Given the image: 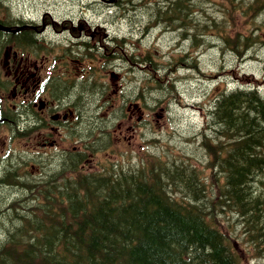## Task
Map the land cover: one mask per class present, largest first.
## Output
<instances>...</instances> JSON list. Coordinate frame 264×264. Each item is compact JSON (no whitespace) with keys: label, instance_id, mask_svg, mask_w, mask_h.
Here are the masks:
<instances>
[{"label":"rangeland","instance_id":"1","mask_svg":"<svg viewBox=\"0 0 264 264\" xmlns=\"http://www.w3.org/2000/svg\"><path fill=\"white\" fill-rule=\"evenodd\" d=\"M10 1V15L3 12L2 19L25 22L18 26L32 28L41 48L24 49L8 39L0 47V88L9 104L6 116L16 117L24 99L15 98L11 91L8 66L13 65L14 53L18 59L31 58L29 62L36 63L43 78L48 69L54 70L55 78L61 77L66 85L64 92H72L67 100L74 112L62 135L49 126L40 127L27 143L28 138L20 136L23 129L18 134L7 125L0 126V164L4 160L15 166L25 179L50 182L52 172L61 169L56 174L64 176L58 185H65V177L74 179L77 172H106L113 164L146 168L148 162L160 166L165 161L192 163L196 176L206 178L212 169L201 134L210 123V103L220 92L238 87L257 86L264 96V6L247 14L222 13L205 0L208 14L204 15L212 18L203 15L204 24H198L202 17L185 22L174 19L172 24L174 20L169 21L154 0ZM260 14L256 23L261 27H255L259 38L249 39L244 47L239 37L252 34L253 20ZM154 71L168 74L174 87L170 93L162 83L148 85ZM206 132L214 138L210 126ZM52 138L56 145L50 147ZM33 147L34 152H28ZM61 155L66 158L64 164ZM69 156L77 159L75 173L68 169ZM4 168L0 165V179L9 176ZM2 181L0 197L16 191ZM221 222L226 230L235 229V235L243 230L232 213L223 215ZM236 243L244 264H264V248L256 259L251 258L254 249L242 244L241 237Z\"/></svg>","mask_w":264,"mask_h":264},{"label":"trees","instance_id":"2","mask_svg":"<svg viewBox=\"0 0 264 264\" xmlns=\"http://www.w3.org/2000/svg\"><path fill=\"white\" fill-rule=\"evenodd\" d=\"M0 2V24L7 28L0 29V47L7 39L24 49L39 46L32 28L18 26L24 22L2 19L5 13L10 15L11 1ZM153 3L169 21L185 22L195 13L202 17L200 24L208 14L205 0ZM248 11L243 8V13ZM205 26L209 29L210 22ZM255 27L250 36L239 37L244 47L249 39L259 38ZM122 44H128L126 39ZM154 72L148 85L162 83L170 93L174 87L168 74ZM259 90L257 86L224 90L210 103L214 138L206 132L208 126L200 140L212 169L206 178L196 176L192 163L148 162L146 168L113 164L106 172L65 177L66 186L58 187L64 175L51 178V184L28 180L7 163L2 170L9 176L0 182L16 191L0 197V264H244V255L235 247L238 237L254 249L251 258L258 259L264 248V96ZM22 124L18 122L19 127ZM69 158L68 169L75 173L77 159ZM229 213L243 227L238 235L221 222Z\"/></svg>","mask_w":264,"mask_h":264},{"label":"flooded vegetation","instance_id":"3","mask_svg":"<svg viewBox=\"0 0 264 264\" xmlns=\"http://www.w3.org/2000/svg\"><path fill=\"white\" fill-rule=\"evenodd\" d=\"M258 1L259 0H223V2H216V0H209L206 5L215 7V9L218 7V11L234 10L237 13L239 10L243 13V8H254ZM193 17H196L195 13H193ZM16 54L17 53H14L13 55V65L8 66V73H11L10 75H12L13 78V85L11 88L13 96H15V98L22 96L24 99L19 105H23L22 109L16 113V117L13 119L6 116V114L9 113V111H7V106H9V104H6L7 98H5L3 92L1 94L2 89L0 88V126L4 124L7 125L9 129L14 127V132L16 131L18 134L20 130L23 129L24 132L20 133V136L28 138L26 143L34 138L32 137L33 134H35L40 127L49 126L62 135L63 127L67 126L68 121L74 115L72 105L70 101L67 100V92H64V86L66 85L62 84L61 77L58 80L55 78L56 74L54 70L48 69L47 76L43 78L36 63L29 62L31 58L28 57L23 60L20 57V59H18ZM7 64L9 63L7 62ZM71 86H73V84ZM12 106L16 108V105ZM77 107L78 105L76 104V109ZM12 120L16 122L14 126L10 125ZM20 121L24 123L21 127L18 126V122ZM50 140V147L55 146L56 140L54 138ZM35 148L36 147L28 148V152L31 151L33 153V149ZM60 157L63 158V160H61L63 163L65 157L63 155ZM7 163L8 162L2 160L0 165L7 167ZM33 166L34 164H31V167ZM60 171L61 169L57 172ZM57 172H52V179L58 177L56 174ZM65 186L66 185H59V187Z\"/></svg>","mask_w":264,"mask_h":264},{"label":"bare ground","instance_id":"4","mask_svg":"<svg viewBox=\"0 0 264 264\" xmlns=\"http://www.w3.org/2000/svg\"><path fill=\"white\" fill-rule=\"evenodd\" d=\"M220 169H222V168H220ZM220 172V171H219ZM194 177V176H193ZM195 180V179H194ZM188 182V181H187ZM252 184V183H251ZM252 186V185H251ZM255 187V186H254ZM252 189H253V187H252ZM188 194V193H187ZM195 194V193H194ZM193 195V194H192ZM190 196V195H189ZM195 196V195H194ZM188 197V196H187ZM189 198V197H188ZM192 198H193V196H192ZM191 199V198H190ZM186 200V199H185ZM192 200V199H191ZM189 201V200H188ZM195 202V201H194ZM220 208L222 209L223 207H221V205H220ZM217 209V208H216ZM225 209V208H224ZM234 211V210H233ZM237 211V210H236ZM222 212V211H221ZM238 212V211H237ZM223 213V212H222ZM233 214V213H232ZM235 216V215H234ZM243 216V215H242ZM253 236V235H252ZM254 237V236H253ZM260 237H262V236H260ZM248 241V240H247ZM262 241V240H261ZM261 245H263V244H261ZM227 249V248H226ZM263 253V252H262ZM262 256V255H261ZM185 264V263H184Z\"/></svg>","mask_w":264,"mask_h":264},{"label":"water","instance_id":"5","mask_svg":"<svg viewBox=\"0 0 264 264\" xmlns=\"http://www.w3.org/2000/svg\"><path fill=\"white\" fill-rule=\"evenodd\" d=\"M0 28H1V26H0Z\"/></svg>","mask_w":264,"mask_h":264}]
</instances>
